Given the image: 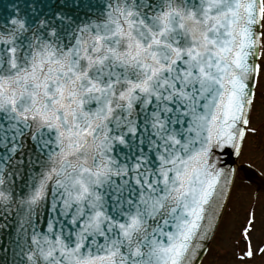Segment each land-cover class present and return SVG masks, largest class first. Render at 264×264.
Wrapping results in <instances>:
<instances>
[{
  "label": "snow or ice",
  "instance_id": "6c2138e0",
  "mask_svg": "<svg viewBox=\"0 0 264 264\" xmlns=\"http://www.w3.org/2000/svg\"><path fill=\"white\" fill-rule=\"evenodd\" d=\"M246 152L264 158V0L0 13V264H264Z\"/></svg>",
  "mask_w": 264,
  "mask_h": 264
},
{
  "label": "rangeland",
  "instance_id": "374dc122",
  "mask_svg": "<svg viewBox=\"0 0 264 264\" xmlns=\"http://www.w3.org/2000/svg\"><path fill=\"white\" fill-rule=\"evenodd\" d=\"M258 107H259V104H258ZM246 154L248 155L247 157H242V161L244 160H248V162L252 163L253 165H256L258 168H261L263 169L264 168V158L261 157V154L259 152H256L255 154H249L246 152ZM245 186V190L247 192H252L253 189L249 188L248 186L244 185ZM244 206H246V201L244 202L243 205L241 206H238L235 211H234V215H242L243 213V208ZM255 264H260V260L259 258L257 259V261L255 262Z\"/></svg>",
  "mask_w": 264,
  "mask_h": 264
},
{
  "label": "water",
  "instance_id": "95a60500",
  "mask_svg": "<svg viewBox=\"0 0 264 264\" xmlns=\"http://www.w3.org/2000/svg\"><path fill=\"white\" fill-rule=\"evenodd\" d=\"M14 3L15 0H0V13H4L5 10L10 11Z\"/></svg>",
  "mask_w": 264,
  "mask_h": 264
}]
</instances>
